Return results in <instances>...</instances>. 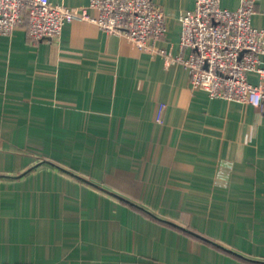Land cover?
Here are the masks:
<instances>
[{"label":"crops","instance_id":"obj_1","mask_svg":"<svg viewBox=\"0 0 264 264\" xmlns=\"http://www.w3.org/2000/svg\"><path fill=\"white\" fill-rule=\"evenodd\" d=\"M154 1L158 45L180 53L195 0ZM253 25L264 28V0ZM0 263L264 264L263 115L93 24L44 42L27 26L0 35Z\"/></svg>","mask_w":264,"mask_h":264},{"label":"built area","instance_id":"obj_2","mask_svg":"<svg viewBox=\"0 0 264 264\" xmlns=\"http://www.w3.org/2000/svg\"><path fill=\"white\" fill-rule=\"evenodd\" d=\"M256 2L240 0L232 10L222 7L221 0H195L194 8L180 17V53L158 45L167 22L154 0H90L82 7L50 0H0V35L10 36L27 26L30 39L44 42L58 39L67 23L93 24L166 65L183 67L192 89L205 91L212 99L250 105L264 117V85H254L248 77L250 73L264 77V28L253 25ZM163 114L164 105H159V124Z\"/></svg>","mask_w":264,"mask_h":264},{"label":"trees","instance_id":"obj_3","mask_svg":"<svg viewBox=\"0 0 264 264\" xmlns=\"http://www.w3.org/2000/svg\"><path fill=\"white\" fill-rule=\"evenodd\" d=\"M126 203H128V201L125 200ZM130 207H132L133 209H135L136 211L140 212L142 215L154 220L155 222L157 223H160V224H163V225H167V226H170V227H175L174 224L166 221V220H163V219H160L158 218L157 216L153 215L152 213H150L149 211L145 210L144 208L142 207H139L137 205H134L133 203H128ZM182 229V228H181ZM184 232L186 233H189V234H192V235H196L195 233H193V231H188V230H184L182 229ZM202 238V237H201ZM208 243H210L211 245H213L214 247L218 248V249H221L223 251H225L226 253L228 254H231L233 256H237L239 257L238 255H236L235 253H233L231 250H227V249H223V248H220L218 247L216 244H214L213 242L211 241H208L206 240Z\"/></svg>","mask_w":264,"mask_h":264}]
</instances>
